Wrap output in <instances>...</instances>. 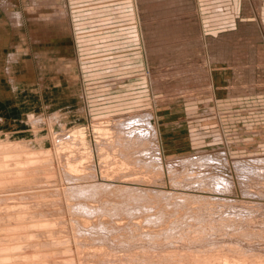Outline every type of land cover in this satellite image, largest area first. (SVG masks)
<instances>
[{
  "label": "rangeland",
  "instance_id": "1",
  "mask_svg": "<svg viewBox=\"0 0 264 264\" xmlns=\"http://www.w3.org/2000/svg\"><path fill=\"white\" fill-rule=\"evenodd\" d=\"M0 264H264V0H0Z\"/></svg>",
  "mask_w": 264,
  "mask_h": 264
},
{
  "label": "bare ground",
  "instance_id": "2",
  "mask_svg": "<svg viewBox=\"0 0 264 264\" xmlns=\"http://www.w3.org/2000/svg\"><path fill=\"white\" fill-rule=\"evenodd\" d=\"M135 119H136V118H135ZM137 119H138V118H137ZM137 119L134 120L133 123H138V122L141 123V122L143 121V120H142V121L140 122V120H137ZM140 119H141V118H140ZM131 123H132V122H131ZM146 123H147V122H146ZM129 124H130V123H129ZM147 124H148V123H147ZM125 125H126V124H125ZM133 126H134V125H133ZM125 128H126V127H125ZM138 129H139V128L134 127L133 129H131V130L128 131V132H129L128 135H130L131 137L134 136V139H135V138H138V139L143 140L142 138H144L145 135H147V132H145V131H143V130L141 131V130H138ZM124 132H125V131H124ZM144 132H145V133H144ZM131 137H130V138H131ZM128 141H130V140L128 139ZM133 141H134V140H133ZM136 141H137V140H136ZM139 141H140V140H139ZM143 141H145V140H143ZM130 142H131V141H130ZM128 144H129V143H128ZM121 146H122V145H121ZM8 152H9V151H8ZM8 152H7V153H8ZM191 158H192V157H191ZM29 159H30V158H29ZM196 159H198V158H195V160H196ZM261 159H263V158H261ZM198 160H199V159H198ZM210 160H212V159H210ZM121 161H122V160H121ZM121 161H120V164H122ZM124 161H125V160H124ZM193 161H194V160H193ZM196 161H197V160H196ZM9 162H10V161H9ZM127 162H128V161H127ZM188 162H189V161H188ZM190 162H191V161H190ZM117 163H119V162H117ZM123 163H124V162H123ZM132 163H133V162H132ZM145 163H146V162H145ZM260 163H261V162H260ZM126 164H128V163H126ZM149 164H150V163H149ZM6 165H7V164H6ZM12 165H13V164H12ZM144 165H145V164H144ZM167 165H168V164H167ZM167 165H166V166H167ZM123 166H125V164H124ZM141 166H142V165H141ZM145 166L147 167V165H145ZM150 166H151V165H150ZM169 166H170V165H169ZM117 167H118V166H117ZM143 167H144V166H143ZM156 167H157V166H156ZM151 168H152V167H151ZM254 168H255V167H254ZM116 169H117V168H116ZM116 169H115V170H116ZM142 169H143V168H142ZM144 169H145V168H144ZM149 169H150V167H149ZM154 169H155V167H154ZM119 170H120V169H119ZM146 171H147V170H146ZM150 171H153V170L150 169ZM150 171H149V172H150ZM154 171H155V170H154ZM1 172H2V171H1ZM3 173H4V172H3ZM11 173H12V171H11ZM6 174H7V173H6ZM25 183H26V182H25ZM73 185H74V184H73ZM76 185H77V184H76ZM76 185H75V186H76ZM84 185H85V184H84ZM78 186H79V185H78ZM80 187H81V186H80ZM87 187H88V186H87ZM82 188H84V187H82ZM91 188H92V187H91ZM74 190H76V189H74ZM74 190H73V191H74ZM128 190H129V189H128ZM73 191H72V192H73ZM89 191H90V190H89ZM96 191H97V190H96ZM96 191L94 190V192H96ZM41 192H42V191H41ZM79 192H80V191H79ZM87 192H88V190H87ZM94 192H93V193H94ZM91 193H92V192H91ZM97 193H98V192H97ZM97 193H96V194H97ZM89 194H90V193H89ZM99 194H100V193H99ZM101 194H102V193H101ZM101 194H100V195H101ZM125 194H126V193H125ZM85 195H86V193H85ZM97 195H98V194H97ZM95 196H96V195H95ZM95 196H94V197H95ZM89 197H90V196H89ZM103 197H104V196H103ZM124 197H125V196H124ZM134 197H135V196H134ZM136 197H137V196H136ZM140 197H141V196H140ZM140 197H139V198H140ZM113 198H114V197H113ZM121 198H122V197H121ZM139 198H138V199H139ZM101 199H102V198H101ZM109 199H112V197H111V198L109 197ZM109 199H108V200H109ZM132 199H133V198H132ZM99 200H100V199H99ZM134 200H136V199H134ZM102 201H103V199H102ZM104 201H105V200H104ZM106 201H107V198H106ZM132 201H133V200H132ZM132 201H130V202H132ZM112 202H113V200H112ZM136 202H137V201H136ZM36 203H37V202H36ZM101 203H102V202H101ZM107 203H108V202H107ZM115 203H116V202H115ZM119 203H120V202H119ZM79 204H82V203H79ZM103 204H104V203H103ZM103 204H102V205H103ZM109 204H110V203H109ZM109 204H108V207H109ZM121 204H122V203H121ZM137 204H138V202H137ZM111 205H112V204H111ZM113 205H114V204H113ZM117 205H118V204H117ZM132 205H134V203H133ZM87 206H88V205H87ZM103 206H105V205H103ZM135 206H137V205H134V207H135ZM144 206H145V205H144ZM55 207H56V206H55ZM105 207H106V206H105ZM119 207H120V206H119ZM119 207H118V208L115 207V208L119 209ZM145 207H146V206H145ZM145 207H144V208H145ZM30 208H31V207H30ZM32 208H33V207H32ZM90 208H91V207H90ZM130 208H131V207H130ZM111 209H112V208H111ZM131 209H133V208H131ZM140 209H142V208L140 207ZM147 209H148V208H147ZM87 210H88V209H87ZM81 211H82V209H81ZM84 212H85V211H84ZM86 212H87V211H86ZM127 212H128V211H127Z\"/></svg>",
  "mask_w": 264,
  "mask_h": 264
},
{
  "label": "crops",
  "instance_id": "3",
  "mask_svg": "<svg viewBox=\"0 0 264 264\" xmlns=\"http://www.w3.org/2000/svg\"><path fill=\"white\" fill-rule=\"evenodd\" d=\"M133 35V34H132Z\"/></svg>",
  "mask_w": 264,
  "mask_h": 264
}]
</instances>
